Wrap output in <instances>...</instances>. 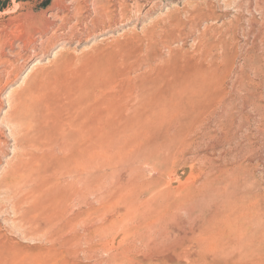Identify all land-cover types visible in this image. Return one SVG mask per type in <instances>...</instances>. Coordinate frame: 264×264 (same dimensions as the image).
<instances>
[{"label":"rangeland","instance_id":"obj_1","mask_svg":"<svg viewBox=\"0 0 264 264\" xmlns=\"http://www.w3.org/2000/svg\"><path fill=\"white\" fill-rule=\"evenodd\" d=\"M64 1L0 0V264H264V0Z\"/></svg>","mask_w":264,"mask_h":264},{"label":"bare ground","instance_id":"obj_2","mask_svg":"<svg viewBox=\"0 0 264 264\" xmlns=\"http://www.w3.org/2000/svg\"><path fill=\"white\" fill-rule=\"evenodd\" d=\"M61 1L63 2L64 0H61ZM64 2H65V1H64ZM64 2H63V3H64ZM60 4H61V3H60ZM61 5H62V4H61ZM63 7H64V5H63ZM93 7H94V6H93ZM76 8H77V6H76ZM97 9H98V8H97ZM101 9H102V8H101ZM62 10H63V8H62ZM97 11H98V10H97ZM47 25H48V24H47ZM44 28H45V27H44ZM40 29H41V28H40ZM43 30H45V29H43ZM46 31H47V29H46ZM44 33H45V32H44ZM73 131H74V130H73ZM69 135H70V134H69ZM63 136H68V135H67V133H66V134L63 133ZM62 138H64V137H62ZM66 138H67V137H66ZM73 138H74V136H73ZM69 139H70V138H69ZM72 140H73V139H72ZM17 141H18V140H17ZM70 141H71V140H70ZM65 142H66V141H65ZM68 142H69V141H67V144H68ZM76 142H77V141H76ZM69 143H70V142H69ZM72 143H73V141H72ZM67 144L65 143V145H67ZM58 145H59V144H58ZM62 145H63V143H62ZM65 145H64V146H65ZM70 145H71V143H70ZM67 146H69V145H67ZM67 146H66V148H67ZM59 147L62 148V149H61V151H62V150H63V146L60 145ZM66 148H65V149H66ZM65 149H64V150H65ZM64 150H63V151H64ZM71 150H72V149H71ZM51 151H52V150H51ZM53 151H54V150H53ZM66 151H67V149H66ZM66 151H65V152H66ZM48 152H49V151H48ZM50 153H51V152H50ZM63 154H64V153H63ZM54 155H55V154L52 153V156H54ZM65 155H66V154H65ZM63 156H64V155H63ZM69 157H70V156H69ZM64 161H65V160H64ZM67 162H68V161H67ZM75 162H76V160H75ZM66 164H67V163H66ZM63 165H65V164H63ZM67 165H68V164H67ZM68 172H69V171H68ZM70 174H71V173H70ZM66 175H67V174H66Z\"/></svg>","mask_w":264,"mask_h":264}]
</instances>
